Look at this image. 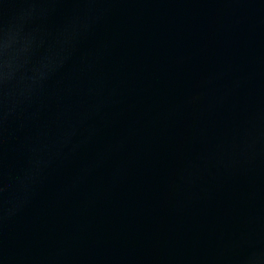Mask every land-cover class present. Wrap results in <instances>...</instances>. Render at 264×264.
Here are the masks:
<instances>
[{"label": "water", "instance_id": "1", "mask_svg": "<svg viewBox=\"0 0 264 264\" xmlns=\"http://www.w3.org/2000/svg\"><path fill=\"white\" fill-rule=\"evenodd\" d=\"M0 264H264V0H0Z\"/></svg>", "mask_w": 264, "mask_h": 264}]
</instances>
